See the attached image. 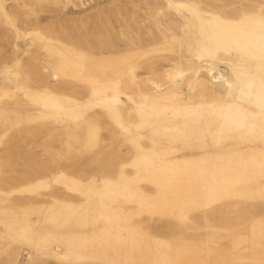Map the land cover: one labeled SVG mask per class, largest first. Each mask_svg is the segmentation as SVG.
I'll list each match as a JSON object with an SVG mask.
<instances>
[{
    "label": "bare ground",
    "instance_id": "6f19581e",
    "mask_svg": "<svg viewBox=\"0 0 264 264\" xmlns=\"http://www.w3.org/2000/svg\"><path fill=\"white\" fill-rule=\"evenodd\" d=\"M0 264H264V0H0Z\"/></svg>",
    "mask_w": 264,
    "mask_h": 264
}]
</instances>
